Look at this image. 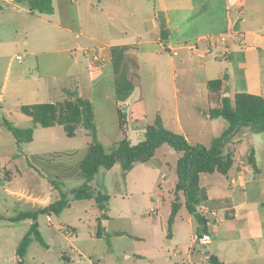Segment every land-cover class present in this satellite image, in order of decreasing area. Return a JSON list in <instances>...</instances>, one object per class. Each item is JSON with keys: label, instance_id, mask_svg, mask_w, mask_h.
Masks as SVG:
<instances>
[{"label": "crops", "instance_id": "crops-1", "mask_svg": "<svg viewBox=\"0 0 264 264\" xmlns=\"http://www.w3.org/2000/svg\"><path fill=\"white\" fill-rule=\"evenodd\" d=\"M28 1L0 0V189L13 200L39 208L51 204L37 189L21 183L25 155L36 173L45 175V167H54L50 188L67 194L65 179L59 173L74 169L67 176L80 187L84 183L80 165L92 143L84 125H79L75 136H69L64 126L36 123L23 111L26 106L77 97L89 100L94 106L98 136L107 149L124 138L138 144L145 139L146 127L158 118L191 144L211 146L229 127L225 118L210 116L222 96H264V0H53L50 13L31 11ZM223 33L231 37L227 55L220 45L208 51L201 42L197 52L183 46ZM114 46L133 47L128 54L133 51L131 56L139 63L140 81L123 102L116 94L111 60ZM171 47H177L176 55ZM164 56H170L171 67L162 63ZM145 68L155 79L149 88L144 85ZM170 71L173 89L167 85ZM226 75L222 94H212L209 83ZM120 109L126 118L123 127ZM5 118L21 128L34 127L33 140L24 143L21 150L4 124ZM112 120L119 128V135L113 139L106 138L99 124ZM80 133L86 142H71ZM160 148L152 159L140 163L152 167L137 164L126 175L120 163L100 168L91 184L110 196L106 211L94 198L75 200L72 192L67 208L78 202H95L102 212L97 223L106 224L111 203L136 193L131 192L128 176H136L141 169L150 176L148 182L141 180L151 191L146 217L138 222L137 215L124 204H118L116 210L137 221L133 250L125 253L126 259L143 264H211L209 258L213 256L223 264H264V128L243 126L230 138L224 148L234 159L228 173H200V187L206 196L201 203L216 214L201 215L197 208L204 224L189 211L185 194L176 191L178 174L168 194L160 187L154 196L157 177L170 180L164 167L153 165ZM154 169L159 175L152 174ZM56 180L61 181V188L53 184ZM4 196L0 195V200L6 202ZM174 203L179 204V210L172 218ZM50 214L54 213L48 214L49 219ZM99 230L97 236L104 237ZM201 233L213 238L198 248L195 240Z\"/></svg>", "mask_w": 264, "mask_h": 264}, {"label": "trees", "instance_id": "trees-1", "mask_svg": "<svg viewBox=\"0 0 264 264\" xmlns=\"http://www.w3.org/2000/svg\"><path fill=\"white\" fill-rule=\"evenodd\" d=\"M28 2L31 11L38 10L44 13L53 11V0H29ZM132 49L134 48L131 46H114L111 49L116 94L119 102L127 100L140 81L138 60L128 54V51ZM224 80H228L227 75L224 79H217L209 83L212 94H222ZM227 89L228 87H226ZM70 94L75 95V93ZM23 111L44 127L64 126L69 136L76 135L80 124L89 130V134L92 136L90 152L80 165L84 183L80 187L74 188L72 193L75 200L94 198L102 211L107 210L110 196L95 190L91 184L100 168H112L116 163H120L123 174L126 175L137 164L152 159L156 150L162 145L168 144L178 153H181L177 162L178 183L176 191H182L185 194L189 211L200 220L201 224L205 222L197 213V208L206 199V196L204 189L200 187V173L214 172L215 170L224 174L228 173L233 166L234 159L231 152H225L226 143L243 126L257 125L258 129L264 128V96L248 93H236L234 97L224 95L220 99L219 106L210 110L211 117H223L229 122V127L214 139L211 146L191 144L184 135L174 133L166 128L162 120L158 118L153 125L146 127L145 139L138 144H132L127 138H124L107 149L98 136L94 122V106L89 100L82 97H77L74 100L29 105L24 107ZM119 116L123 127L126 123L123 109L119 110ZM4 124L14 134L20 150L24 143L33 140L34 127L21 128L6 118ZM252 164L255 166V162L252 161ZM53 184L55 185V181ZM68 205V195L62 192L61 198L47 207L24 211L9 218L0 214V221L9 220L16 223L25 219L33 220L18 246L16 254L19 257V262L17 264H24V258L34 239L38 240L42 246H48L40 231L39 216L49 213L60 215ZM178 210L179 204L174 203L172 218ZM101 228L99 226V234H101ZM209 262L211 264H223L213 256L209 258Z\"/></svg>", "mask_w": 264, "mask_h": 264}, {"label": "rangeland", "instance_id": "rangeland-1", "mask_svg": "<svg viewBox=\"0 0 264 264\" xmlns=\"http://www.w3.org/2000/svg\"><path fill=\"white\" fill-rule=\"evenodd\" d=\"M18 54V53H17ZM22 54V53H20ZM130 54H134L133 51ZM8 58L5 64H7ZM162 63L166 67H171L170 56H164ZM6 71V67H5ZM4 72V71H3ZM145 78L144 85L149 88L154 85L155 79L151 75V71L147 68L144 70ZM167 85L173 89V78L170 74L167 75ZM102 132L106 133V138H116L119 135L118 124L115 120L99 123ZM84 134H79L76 139H72L71 142L75 144L80 141L81 144L86 142L83 138ZM91 137V135H90ZM107 140V139H106ZM74 145V144H73ZM113 145H110L111 148ZM30 149V145H28ZM28 152V151H27ZM29 153V152H28ZM181 153H178L175 149L165 144L158 150V160L154 162L155 167H164L166 174L170 180L164 181L161 177H157L155 181L154 196L158 194L162 189L168 194V190L172 187L173 180L177 178V162ZM166 162H168L166 164ZM31 160L28 155H25L22 161L23 177L20 178L22 184L30 186L33 190L37 189L43 200L46 203H53L61 198V194L57 190H51L50 184L52 178V170L54 167H45V175L36 173L31 169ZM138 167H152V165L144 166L139 164ZM30 169V170H29ZM72 170H61L60 176L64 177L66 183V189H64L68 196L76 186L77 182L71 177H68L69 172ZM152 174H158L157 169ZM128 176V184L131 192H136L132 197H126L125 201L122 198L114 200L110 206L112 211H108L109 221L102 225V232L104 237L97 236V230H99V222L97 219L101 217L102 212L97 208L96 203L92 201H83L73 204L71 208H67L60 215L50 214L51 220L48 214H42L39 217L40 231L43 235L48 247L42 246L38 240L34 239L33 244L30 245L29 251L24 258V264H143V261L134 262V260L126 259L125 253L133 250L132 235L136 230L137 221L134 218H129L128 215H121L117 213L118 204H124L131 211V213L137 215L138 222L146 217V210L150 208L148 204V194L151 195L149 184L142 183V178L146 182L150 181V176H147V171L140 169L136 173ZM61 181L56 180L55 185L59 188ZM141 184V185H140ZM140 185V186H139ZM77 188V187H76ZM135 190V191H133ZM142 190V191H140ZM144 193V194H143ZM72 194V193H71ZM130 194V193H129ZM0 195H5L6 202L0 200V213L7 218L16 216L24 211L37 210L38 205L34 203L25 204L11 199V196L0 189ZM71 197H74L73 194ZM41 206V205H40ZM31 219H25L20 222H10L9 220H2L0 222V264H16L18 257L16 255L18 246L28 232ZM61 225V226H60ZM71 234V235H69ZM202 234V233H201ZM199 248L200 245L197 244ZM143 246H141V249Z\"/></svg>", "mask_w": 264, "mask_h": 264}, {"label": "built area", "instance_id": "built-area-1", "mask_svg": "<svg viewBox=\"0 0 264 264\" xmlns=\"http://www.w3.org/2000/svg\"><path fill=\"white\" fill-rule=\"evenodd\" d=\"M230 35L228 33H223V34H213V35H208L200 38L194 43H184L183 46L187 47L191 50L194 51H199L200 49V43L203 42L206 44L208 51L209 48H214V46L220 45L223 49V53L225 55L228 54L229 52V46H230ZM169 50L172 52V54L176 55L177 54V47H171ZM18 59H21V56H18ZM198 213L201 215H207L209 213L216 215L214 211L210 210L206 204L201 203L198 206ZM213 236L208 234V233H203L201 235H198L196 237L195 243L198 245H205L207 244L210 240H212Z\"/></svg>", "mask_w": 264, "mask_h": 264}]
</instances>
